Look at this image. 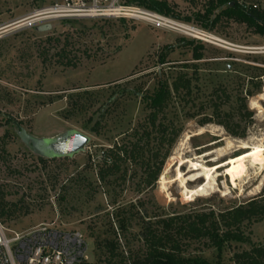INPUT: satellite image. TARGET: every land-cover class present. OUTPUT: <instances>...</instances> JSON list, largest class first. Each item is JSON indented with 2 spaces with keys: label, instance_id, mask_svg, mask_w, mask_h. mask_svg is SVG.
<instances>
[{
  "label": "rangeland",
  "instance_id": "rangeland-1",
  "mask_svg": "<svg viewBox=\"0 0 264 264\" xmlns=\"http://www.w3.org/2000/svg\"><path fill=\"white\" fill-rule=\"evenodd\" d=\"M209 1L177 0L171 6L182 20L189 17L187 22L227 41L222 47L191 43V38L135 19L66 18L42 23L52 24L49 31H37L36 25L15 28L14 23L55 0H0V191L5 202L25 213L5 224L11 234L56 222L84 234L87 264H121L119 258L108 261L109 251L97 248L96 242L117 241L119 251L135 250L142 245L139 234L147 220L174 213L218 212L264 192V165L249 158L227 163L253 147L264 148V86L246 99L253 115L243 118L244 138L230 135L216 123L199 124L203 116L212 114L217 92L224 90L228 96L222 109L237 115L239 98L253 89L254 81L264 83V36L247 23L225 17L206 27V20L220 13L216 6L209 19L197 16L205 14ZM244 1L264 11V0ZM50 36L59 37L61 44L68 39L75 67L63 68L54 64L55 59L42 63L37 45L48 49ZM196 49L203 59L194 60ZM181 73L192 77V93L174 96L166 116L160 117L182 132L156 184L145 186L146 172L133 162L123 166L125 181L101 183L97 172L103 151L115 143H134L149 126L151 108L144 97L154 94L161 82L171 85ZM12 119L36 137L77 130L87 134L90 142L74 156L45 158L42 163L43 157L21 140ZM95 125L98 133L91 130ZM150 130V147H154L159 133ZM181 157L206 166L226 164L214 173L206 195L187 198L178 175ZM180 168L188 188L205 183L204 175L188 181L199 173L190 165ZM119 219L125 220L124 232L118 229ZM246 232L253 243H264V221L253 223ZM188 244L186 258L201 257L210 264H232L235 252L251 247L232 241L218 251L195 241Z\"/></svg>",
  "mask_w": 264,
  "mask_h": 264
},
{
  "label": "trees",
  "instance_id": "trees-1",
  "mask_svg": "<svg viewBox=\"0 0 264 264\" xmlns=\"http://www.w3.org/2000/svg\"><path fill=\"white\" fill-rule=\"evenodd\" d=\"M138 3L164 15L183 19L180 14L175 13L174 8L166 1L139 0ZM209 6L204 15L198 13L197 16L199 18L205 17L204 20L209 19L216 6L220 9V13L213 20H206V27L208 25L212 27L216 21L225 17L228 20L233 19L247 23L255 29L256 33L264 36V11H261L257 6L245 7L237 3L232 5L229 0H210ZM190 19L187 17L184 20L190 21ZM46 41L49 44L48 49L41 47L39 43L36 50L37 56L43 64L48 61L51 63L55 59L54 64L63 68L76 66V62L69 54L68 39L61 44L59 37L50 36ZM195 41L197 40L192 39L190 42ZM51 49L55 50L52 54H50ZM193 57L194 60H201L203 54L196 49L193 52ZM192 81V77L186 73H181L174 78L171 85L167 82H161L154 94L144 97L151 108L148 118L149 126L130 146L125 143H115L103 151V164L97 172V177L101 183L110 185L119 179L125 181L127 170L123 169V166L127 162H133L140 163L145 170L146 176L143 178L145 186L156 184L166 160L182 132L181 128L177 127L174 122L162 121L160 117L166 116L165 111L174 96L191 95ZM263 86L264 83L260 80L253 82V89H248L245 96L239 98L237 115L222 109L223 105L228 102V96L224 90L217 92L218 99L213 101L212 114L203 116L199 120V124L204 126L209 123H216L224 127L230 135L244 138L247 128L242 125L243 118H251L253 115V112L248 109L246 99L260 93ZM10 122L18 127L19 131H25L20 128L18 121L12 119ZM150 128H156L159 133L157 146L154 147H150L152 138ZM91 130L98 133V126H93ZM135 135L138 136V134ZM165 146L167 148L165 152H162ZM39 160L42 163L47 161L45 158H39ZM117 212L116 216H120L121 212L119 210ZM23 214L25 213L22 212L21 208L5 202V195L0 191V220L6 224ZM151 221V219L147 220L142 226V232L139 234L142 245L138 249L129 248V250L119 251L118 242L111 240L96 242L95 246L109 251L108 261L112 262L115 258H119L121 264H210L201 257L186 258L184 252L189 245L188 243L195 241L203 243L207 248H216L221 251L226 243L235 241L248 243L251 247L235 252L230 258L232 264H264V243H253L249 233L246 232V228L253 223L264 221V192L244 203L218 212L210 209L183 214L174 213L167 217L156 216L155 220ZM118 229L122 232L127 229L125 220L119 219ZM112 231L117 234L114 228ZM88 264L98 263L89 262Z\"/></svg>",
  "mask_w": 264,
  "mask_h": 264
},
{
  "label": "built area",
  "instance_id": "built-area-1",
  "mask_svg": "<svg viewBox=\"0 0 264 264\" xmlns=\"http://www.w3.org/2000/svg\"><path fill=\"white\" fill-rule=\"evenodd\" d=\"M138 1L55 0L51 6L38 10L15 24H20V27L38 26L47 21L66 18L135 19L202 43L221 47L227 44V41L210 30L148 9ZM159 1H166L171 5L177 0ZM229 1L245 7L250 6L244 0ZM87 254L88 243L81 231L66 230L56 222H50L11 234L0 220V264H84L88 261Z\"/></svg>",
  "mask_w": 264,
  "mask_h": 264
},
{
  "label": "water",
  "instance_id": "water-1",
  "mask_svg": "<svg viewBox=\"0 0 264 264\" xmlns=\"http://www.w3.org/2000/svg\"><path fill=\"white\" fill-rule=\"evenodd\" d=\"M232 5L234 3H231ZM14 25H16L14 23ZM17 24L16 27H20ZM52 29L51 23L36 26V30L43 32ZM21 140L36 154L43 158L71 157L86 149L90 137L77 130H68L54 137H36L25 131H18Z\"/></svg>",
  "mask_w": 264,
  "mask_h": 264
},
{
  "label": "bare ground",
  "instance_id": "bare-ground-1",
  "mask_svg": "<svg viewBox=\"0 0 264 264\" xmlns=\"http://www.w3.org/2000/svg\"><path fill=\"white\" fill-rule=\"evenodd\" d=\"M247 147L249 148V146H247ZM262 147H259V146L253 147L250 151L245 152L238 159L236 158V159L229 160L227 163L230 164V163H233V162L238 161V160L245 161V159L249 158V159H251L252 163L263 166L264 165V155H263L262 151L264 150V148H262ZM184 164L190 165V170H197L199 172L194 177L188 178V181L197 180V179H199V177H202L204 175L205 176V181H204L205 183L200 184L195 189L188 188L186 181H185V178H184L183 171H181V168H180ZM224 164H226V163L215 164L213 166H206L199 161L196 162V161H193L191 159H185V158L181 157L180 161H179L178 175H179V178L181 179V182H182V186L184 189V195L187 198L188 197L191 198L193 196L197 197L200 195H202V196L206 195L212 189V183H213L212 181H214V178H213L214 173L218 172V169L221 168ZM201 172H203V174ZM164 180H165L164 177H162L161 181L164 182Z\"/></svg>",
  "mask_w": 264,
  "mask_h": 264
}]
</instances>
